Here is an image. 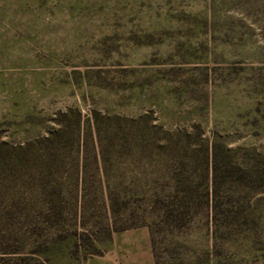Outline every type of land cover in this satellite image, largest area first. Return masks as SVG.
Listing matches in <instances>:
<instances>
[{
    "label": "rangeland",
    "instance_id": "obj_1",
    "mask_svg": "<svg viewBox=\"0 0 264 264\" xmlns=\"http://www.w3.org/2000/svg\"><path fill=\"white\" fill-rule=\"evenodd\" d=\"M68 107L98 115L101 139L89 154L100 149L101 166L90 192L102 207L75 215L64 172L9 161L0 171L7 248L27 253L38 239L49 264H202L213 252L206 212L153 225L151 236L146 225L115 228L103 205L108 191L129 196V209L140 189L167 191L165 142L180 136L192 156L216 141L231 165L263 170L241 180L252 187L240 197L227 188L237 175L226 176L220 199L238 197L246 216L217 255L220 264H264V0H0V142L22 144ZM200 169L189 163L185 174L196 181ZM49 205L63 210L54 228L45 227Z\"/></svg>",
    "mask_w": 264,
    "mask_h": 264
},
{
    "label": "trees",
    "instance_id": "obj_2",
    "mask_svg": "<svg viewBox=\"0 0 264 264\" xmlns=\"http://www.w3.org/2000/svg\"><path fill=\"white\" fill-rule=\"evenodd\" d=\"M91 113L89 120V118H84L77 108L68 107L65 110L57 111L51 117V125H48L42 132L26 138L22 144L13 146L6 141L0 142V171L4 169L5 163L14 161L18 165L17 163L20 161L28 168L37 169L41 174L54 172L60 176L64 172V178L69 181V185L66 183V188L68 187L70 193L72 213L75 215L79 213V216L84 217L89 208L100 209L102 205L96 193H91L90 190L92 181H97L95 174L101 166L99 156L101 150L97 149L90 156L89 144L91 139L95 141L96 145L98 142L100 143L101 126L96 112L91 111ZM126 134L122 133L124 139H126ZM166 140L165 144L170 150V162L174 165L172 174L167 178L168 183L166 184L169 189L167 191L162 189L138 190L133 193V209L128 207L129 196L122 197L126 195L108 191L103 205L112 212L110 223L115 228L117 223H121L119 228H125L131 224L130 222L133 225H146L151 229V236H154L153 225L180 226L186 220L189 221L193 218L197 212H206V218L208 217L211 224L213 252L207 251L203 257L204 260L200 263L220 264L221 261L217 255L218 246H221L222 242L230 241L231 237L236 238L241 234L237 231L236 222L246 216L245 209L240 204L238 197L233 200L232 196L233 198L229 202L221 201L222 185L226 184V176L237 175L235 187L230 185L232 182L227 181V188L230 187L237 191L233 195L240 197L239 193L241 194L243 189H245V194L252 187V184L247 186L241 183L244 182L241 180L250 178V176L261 178L263 170L253 165L247 167L240 164L231 165L225 152L222 153V149L216 141L206 145L204 152L192 156L180 136L178 138L167 137ZM197 156L200 158L199 161ZM199 162L201 172L196 175V181H193L191 176L185 174V170L187 164L193 163L195 166L199 165ZM204 180L206 181V190L203 192L199 184ZM60 187V183L54 185L55 194L60 193ZM203 203L204 209L201 210ZM120 204H123L125 208L123 213L117 212ZM62 211L60 207L53 205L46 207L44 218L48 224L45 227L54 228L55 222L61 221ZM6 213L0 210V216ZM33 229L37 234L40 232V227ZM250 229L243 231H249L248 233L252 234ZM78 236H82V234ZM42 244L43 242L37 239L36 245L30 247L26 253L17 246L14 249L7 248L3 239L0 238V264H49L50 259L41 256ZM3 253L9 255H1ZM199 261L200 259L193 258L191 261L189 260L188 264H199Z\"/></svg>",
    "mask_w": 264,
    "mask_h": 264
}]
</instances>
